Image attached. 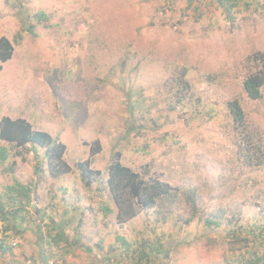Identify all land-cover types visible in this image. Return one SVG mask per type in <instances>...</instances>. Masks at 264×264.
Listing matches in <instances>:
<instances>
[{"label":"rangeland","instance_id":"1","mask_svg":"<svg viewBox=\"0 0 264 264\" xmlns=\"http://www.w3.org/2000/svg\"><path fill=\"white\" fill-rule=\"evenodd\" d=\"M38 12L46 18L37 20ZM233 13L229 23L216 0L191 6L188 0H0V38L13 46L0 65V120L23 119L64 146L53 170L43 147H16L0 165V192L14 182L32 184L30 205L48 208L67 243L73 245L77 231L80 246L64 264H115L107 260L117 236L137 244L159 240L170 250L169 264H224L229 256L221 233L229 227L184 224L181 199L167 207L163 222L136 206L128 219L132 209L124 204L119 212L107 192L97 191L95 174L82 179L79 164L105 180L117 158L172 189L196 188L205 210L240 217L242 237L264 229V166L247 168L235 159L227 108L238 99L264 141V89L257 101L242 89L243 59L264 53V0H240ZM181 68L191 90L169 110L175 90L169 84ZM37 221L32 215L11 240L22 264L31 256L38 264Z\"/></svg>","mask_w":264,"mask_h":264},{"label":"trees","instance_id":"2","mask_svg":"<svg viewBox=\"0 0 264 264\" xmlns=\"http://www.w3.org/2000/svg\"><path fill=\"white\" fill-rule=\"evenodd\" d=\"M216 1L226 13L227 21L232 23L235 19L233 9L236 8L240 0ZM192 2L193 0H188V6H191ZM35 18L37 20L45 19L46 15L38 12ZM25 25L26 23L23 22L22 26ZM28 30L33 33L32 26H28ZM16 38L19 40L20 35L18 34ZM12 51L13 46L10 41L1 37L0 65L11 59ZM123 65H125L124 62ZM242 65L246 71L242 89L249 100L257 101L262 98L264 89V53L255 51L247 55L243 59ZM187 75L186 68H181L176 75L173 74L169 92L175 89L171 96L174 101L168 106L169 110H175L187 99L191 90ZM227 108L232 119L235 159L243 167H263L264 141L261 131L246 118L238 99L229 100ZM0 141L5 144L0 145L1 166L7 162L12 150L16 147L25 149L26 146L32 150L43 147L51 170L55 169L56 164H62L61 157L64 146L57 144L56 140H53L46 132L32 129V126L23 119L1 118ZM17 154L19 152H15L14 155ZM36 158H38L37 155ZM77 168L82 179H88L95 174L94 181L97 182V191L107 192L119 212L124 204L132 209L128 213V219L136 214L133 210L136 206L144 210L145 213L152 210L151 213L158 215L157 217L163 222L171 212L167 207L181 199L187 208L186 213H188L183 221L184 224L188 225L194 220H198L210 230L220 229L222 226L229 227L228 230H221L223 238H227L228 241L226 251L229 256L224 258V264H264V229L253 228L251 236L242 237L240 228H236L240 217L235 214L229 216L225 210L217 213L209 207L205 210L201 206V195L196 188L184 186L172 189L165 183L147 178L148 170L145 169L142 173L136 172L122 165L117 158L107 168V179L105 180H101L98 176L99 171L95 172L90 169L88 164H79ZM86 183L88 184V181ZM33 194L32 184L23 185L18 182H14L13 185L5 187L4 191L0 192V262L2 264H22L17 260L15 254L17 243L12 245L11 240L22 236L25 232L22 226L24 223H28V219L32 215L38 220L34 228L35 243L38 248L36 260L38 264H49L53 260L57 264L59 259L63 260L64 264L70 252L80 246L81 238L76 230L73 245L67 243L64 230L57 229V222L48 214V208L30 205L31 201L35 200ZM103 210L107 213L111 212L107 206L103 207ZM115 239L118 245L109 248L108 251L111 252V257L107 260L109 263L115 260V264H162L160 262L164 259L167 262L163 264H169L170 250L165 248L159 240L137 244L120 236ZM84 250L90 253L92 248L85 246ZM30 259L26 260V264L35 263L32 256Z\"/></svg>","mask_w":264,"mask_h":264}]
</instances>
